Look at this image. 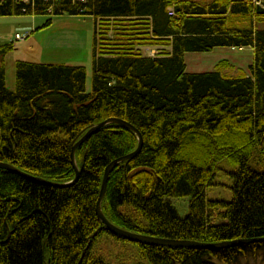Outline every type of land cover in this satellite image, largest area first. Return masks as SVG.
I'll return each mask as SVG.
<instances>
[{
    "label": "trees",
    "instance_id": "obj_1",
    "mask_svg": "<svg viewBox=\"0 0 264 264\" xmlns=\"http://www.w3.org/2000/svg\"><path fill=\"white\" fill-rule=\"evenodd\" d=\"M0 0V17L95 19L93 91L84 66L16 62L6 83L0 46V164L72 183V148L94 126L125 121L143 137L111 172L102 211L114 225L159 239L219 244L264 238V13L256 0ZM144 48H158L147 56ZM251 48L248 72L188 73L186 54ZM226 63V64H225ZM136 133L112 123L76 152L74 184H39L0 168V264H110L93 253L110 234L97 215L106 168L134 153ZM262 171L251 167L253 161ZM228 161L231 202L210 200ZM82 165V166H81ZM190 198L182 218L171 199ZM132 243V242H130ZM148 264L236 262L251 245L211 251L133 243ZM264 247V243L253 244Z\"/></svg>",
    "mask_w": 264,
    "mask_h": 264
},
{
    "label": "rangeland",
    "instance_id": "obj_2",
    "mask_svg": "<svg viewBox=\"0 0 264 264\" xmlns=\"http://www.w3.org/2000/svg\"><path fill=\"white\" fill-rule=\"evenodd\" d=\"M264 2V0H261ZM48 20V17L45 18ZM54 24L51 28H46L32 33L23 29L18 30L15 34L14 44L20 47L19 51L10 53L6 58V83L11 92L16 89V66L17 60H24L45 64H65L71 66H84L87 70V92L93 91V73H94V36H95V19L91 16H70L68 14L53 17ZM264 28V24L261 25ZM78 33V36L86 38V45L81 46L79 40L73 46H59L53 41L59 35H69ZM21 33L25 39L16 40V35ZM50 41V42H49ZM81 41V40H80ZM3 42V41H2ZM57 44V45H56ZM152 56L158 48H152ZM154 55V56H155ZM229 59L235 68L240 72H248L254 61V52L251 48L227 49L218 48L210 53H188L186 54L187 72L191 74H201L215 72L218 65L224 60ZM226 64V63H225ZM225 76H231V68L227 66L219 69ZM251 167L262 171L260 164L251 161ZM238 170V166H233L230 162L225 161L220 164V169L216 171L215 186L208 188L207 195L210 200L227 201L233 200L231 188L234 180L231 173ZM190 198L171 199L178 213L182 218H186L190 213ZM249 254L240 256L236 262H224L219 259L214 261L217 264H264V247H253ZM93 253L105 258L110 264H148L142 258L139 247L130 242H118L110 234H105L96 242L93 247Z\"/></svg>",
    "mask_w": 264,
    "mask_h": 264
},
{
    "label": "water",
    "instance_id": "obj_3",
    "mask_svg": "<svg viewBox=\"0 0 264 264\" xmlns=\"http://www.w3.org/2000/svg\"><path fill=\"white\" fill-rule=\"evenodd\" d=\"M258 12L261 13V14L264 13V3H263V7L262 6L258 7ZM112 123L120 124V125L128 128V129L134 131L136 133V135L138 136V139H139L138 149L134 153H132L130 155H127V156H125L123 158H120V159L112 162L106 168V171H105L103 184H102V189H101L100 197L98 199L96 211H97L98 217L100 218V220L104 224L105 228L112 235L120 237V238H123V239H125V240H127L129 242H132V243H137V244H144V245H151V246L176 247V248L209 249L211 251L225 250V249L236 248V247H240V246H244V245H253V244H258V243H264V238L238 240V241L219 243V244H204V243H198V242H192V241L166 240V239H159V238H154V237H150V236H146V235L136 234V233L124 230V229L114 225L112 222H110L108 220V218L104 215L103 211H102V203H103V200H104L105 195H106L109 176H110L112 170L117 165H119L122 162H125V161H128V160L136 158L137 155L141 152L142 147H143V137H142L140 132L135 127H133L129 123H127L125 121H122V120H119V119H111L109 121L103 122V123H101L99 125H96V126L92 127L78 141V143H76L73 146V148H72L71 157H72L73 166H74L75 171H76V178H75V180L72 183H70V184L76 183L78 181L79 177H80V174H81L79 165H78L77 160H76V152H77L78 148L80 146H82L98 130H100L101 128L107 126L108 124H112ZM0 168H4V169L10 170V171H13L16 174H18L20 176H23L24 178H26L28 180H31L33 182L39 183V184L50 185V186H54V187L70 185V184L59 185V184H55V183H50V182L45 181L43 179L27 175V174L19 171L18 169L14 168V167H12L10 165H7V164H0Z\"/></svg>",
    "mask_w": 264,
    "mask_h": 264
},
{
    "label": "crops",
    "instance_id": "obj_4",
    "mask_svg": "<svg viewBox=\"0 0 264 264\" xmlns=\"http://www.w3.org/2000/svg\"><path fill=\"white\" fill-rule=\"evenodd\" d=\"M196 1H202V0H196ZM45 24H46V21L44 19V16L0 17V46L10 44V43L14 44L15 34L17 33L18 30L23 29V31H25V34H27L26 33L27 30L32 31V33H34L40 30H44L43 27ZM53 24H54V21H53ZM77 40H79L81 46L86 45V38L84 36L80 38L77 32H74V34H69V35L62 34V35H59V38L55 37L53 39V41L56 42L60 47L63 46V44H61L60 42L64 43V45L73 46L74 43L77 42ZM19 50H20V47L17 46L16 51H19ZM143 50L147 56H152V50L154 49L144 48ZM155 52L156 54L158 53V51H154V53ZM223 61H229V64L227 65V67L231 68L232 74L234 76L236 75L237 72H239L235 68V65L229 59H224ZM16 62H15V65H16Z\"/></svg>",
    "mask_w": 264,
    "mask_h": 264
},
{
    "label": "built area",
    "instance_id": "obj_5",
    "mask_svg": "<svg viewBox=\"0 0 264 264\" xmlns=\"http://www.w3.org/2000/svg\"><path fill=\"white\" fill-rule=\"evenodd\" d=\"M73 1H76V0H73ZM81 1H83L84 3L86 2L85 0H81ZM257 4H260V1H258ZM24 39H25V35H23V34H21V33H18V34L16 35V40H20V41H22V40H24ZM239 50H241V49H239Z\"/></svg>",
    "mask_w": 264,
    "mask_h": 264
}]
</instances>
